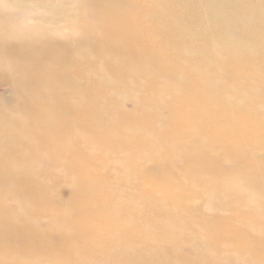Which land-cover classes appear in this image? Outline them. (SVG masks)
<instances>
[{
	"label": "bare ground",
	"instance_id": "6f19581e",
	"mask_svg": "<svg viewBox=\"0 0 264 264\" xmlns=\"http://www.w3.org/2000/svg\"><path fill=\"white\" fill-rule=\"evenodd\" d=\"M0 2V22L20 21L17 37L27 38L12 45L16 58L3 63L11 97L1 108L6 114H0V254L22 255L32 260L28 264H44L38 256L49 251L73 259L83 253L67 244H88L105 233L138 244V236L97 223L122 215L107 195L119 192L117 203L154 199L168 213L182 205V193L160 199L155 191L163 193V184L179 183L192 169L212 177L205 200L214 213L192 215L204 234L223 233L212 224L243 189L264 193V151L252 142L237 143L225 131L233 120L240 121L237 128L233 124L237 134L248 130L247 122H264V0ZM145 6L153 10L146 18L158 23L157 34L166 38L172 55L152 53L140 43V33L131 32L128 15ZM5 48L0 44V51ZM158 61L165 67H155ZM133 72L137 75H129ZM234 147L241 153L230 156ZM144 149L155 159L153 166L144 168L146 159L135 158ZM165 149L180 160L156 159L153 152ZM104 151L115 154L122 179L98 166L108 155ZM219 151L229 152L227 158L214 156ZM34 153L42 154L39 162ZM227 179L236 184L222 194L217 186ZM149 183L160 187L142 188ZM66 186L67 199L52 192ZM182 227L167 230L181 235ZM217 245L194 243L175 256L187 260L190 250L207 254Z\"/></svg>",
	"mask_w": 264,
	"mask_h": 264
},
{
	"label": "rangeland",
	"instance_id": "374dc122",
	"mask_svg": "<svg viewBox=\"0 0 264 264\" xmlns=\"http://www.w3.org/2000/svg\"><path fill=\"white\" fill-rule=\"evenodd\" d=\"M11 10V8L7 9V11ZM152 13L153 10L146 8V6L130 13L131 15L129 14L128 18L132 20L131 32L140 33V43L147 45L148 50L152 53L172 55L166 38H159V35L157 34L158 23L146 18L147 16L152 15ZM20 29L21 25L18 20L12 19L9 23L0 22V44H5L6 46L3 52L0 51L1 115L6 114L1 109L3 107L2 105H4L11 97V87L8 83L9 75L3 66L4 60L10 61L16 58L12 45L15 46L17 44H23L27 41L26 37L22 39L17 37V34H20L18 33ZM169 29L165 30V35L170 34L171 29ZM183 45L184 43L179 44L178 47L182 48ZM27 57L28 55L25 56L26 59ZM17 58L26 60L23 57ZM172 58H174V56L168 57L169 60ZM154 66L165 67L161 61H158ZM167 68L170 70L172 69V67L169 66H167ZM86 71L87 70H84L85 73H87ZM130 74L132 76L137 75L135 72L129 73V75ZM153 89L156 90V86H154ZM202 97L205 99L208 95L204 93L202 94ZM215 105L218 104L215 103L211 106ZM126 106L128 109L133 108L131 103H126ZM138 114H140V112H138ZM233 121L232 125L225 124V131L228 134L230 133V135L234 134V141L237 143L247 141L249 144L252 142L250 145L254 147V149H259V153L264 151V122H247V125L249 124V128H247L248 130L246 129L247 131H244L242 134H237L234 131V125L236 124L237 128L240 121ZM192 122L193 125H195L196 122V124H200V121L192 120ZM183 127L184 128L182 130L186 131L192 127V124L189 123ZM253 133L257 136L255 134V136H253ZM209 134L207 135L210 136L211 134ZM145 136L146 135H142V138L144 139ZM211 137L212 135L210 138ZM143 148L144 147H141V149ZM232 151L233 153L230 154V156H235L241 153L237 147H234ZM104 152L105 155L107 153L108 155L103 160L98 161V166L100 169L107 167V170H109L108 173L117 177L118 180L122 179V174L120 177L118 175V171L114 168L113 162L115 154L111 151ZM104 152L101 154H104ZM145 153H147L146 149L142 151L139 150L136 153L137 156H135V158L146 159H141L145 161L142 162L145 166H143L144 168L153 166L155 159H152L151 156L147 157V154ZM153 153L156 159H167L170 158V156H173L170 149H165L163 151L157 150ZM228 154L229 152L227 151H219V155L215 153L214 156H226L227 158ZM40 158H42V154H33V160H37L39 162ZM173 158L175 161L180 160V158L176 156H173ZM226 158L224 159L228 161ZM1 166L7 168L9 165ZM41 167L47 168V163L42 162ZM51 171L54 170L51 169ZM190 171L191 172H183V174L180 175L181 180L179 183L170 182L168 184H161L163 187V193L160 194L158 191H155V194L157 195L156 198L158 197L160 199H162L163 194L169 192H176V194L179 193V196L182 193V198L180 199L182 205H179L178 207L172 206L168 213H165L164 209L160 205L158 206L154 204V199L146 201L135 197L133 199L122 200L117 203L115 197L116 194L119 195V192L110 191L109 195H107L110 200V207L113 210H121L122 215L112 222L99 218L97 223L101 222L100 224L103 225L112 223L115 229H124V233H126L127 236H138L140 243L132 245L129 240H125L123 238L117 239L112 234L105 233L88 244L77 245L72 242L67 244L66 248L68 250L76 252L81 251L83 253L78 258L74 257L73 259H70L63 254L57 256L55 251H49L40 254L38 256L39 259H41L44 264H227L224 262V257L227 256L232 259L231 264H264V193H255L252 189H243L242 192L241 189L239 198L231 201V204H225V206H222V218L220 220H216L212 224L214 227L221 228L223 233L220 236H217L215 232H212L211 234H204L196 226L199 222H197L192 215H195V212H193L194 210L198 211L197 214L202 213L203 215H212L214 213V211H211L206 207L207 204L205 200L207 196L206 193L209 189L211 191V187H213L212 177L205 173L196 172L193 169ZM97 172L99 173V171ZM238 172L240 171H237V173ZM233 176L234 179H237L239 174H235ZM231 183V179L230 181L227 179L218 184L217 190L219 192L221 191L223 194L225 193L227 187L231 189L236 184L235 182L232 187ZM158 185V183H149L143 185L144 187L142 188L152 191L155 189L157 190L160 187ZM52 192L55 193L54 195H62L65 199L69 197V188L67 186L62 189L55 188ZM1 194L0 197L2 196ZM9 204L13 208H17V204L15 202H10ZM47 220L48 219L45 221ZM171 225L178 226L180 229L183 226L182 230L184 233L180 235L179 232L181 233L182 231L177 230L174 231V235H172V232L170 233V231L168 232L167 230V227ZM175 234H177V236H175ZM206 241L217 242V248L207 252V254H205V252L201 249L190 250L189 258L187 260H185L184 257L177 258L175 256L176 252H178L181 248L189 249L194 243H204ZM224 241L225 243L233 241L235 244L227 246L224 244ZM133 249L138 252V255H131ZM9 260H12V264H28L32 262V260L22 255L16 256L13 259V257L11 258L7 254H0V264H7Z\"/></svg>",
	"mask_w": 264,
	"mask_h": 264
}]
</instances>
